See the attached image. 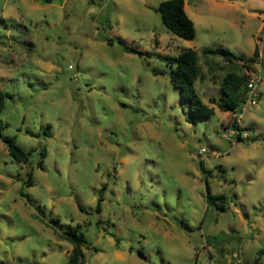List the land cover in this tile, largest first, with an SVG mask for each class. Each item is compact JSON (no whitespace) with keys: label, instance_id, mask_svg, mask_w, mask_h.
Segmentation results:
<instances>
[{"label":"rangeland","instance_id":"374dc122","mask_svg":"<svg viewBox=\"0 0 264 264\" xmlns=\"http://www.w3.org/2000/svg\"><path fill=\"white\" fill-rule=\"evenodd\" d=\"M159 1L0 0L1 131L33 149L17 161L0 138V264L64 263L70 227L87 240L81 264H264V0H184L190 39L162 22ZM125 45L194 48L212 112L189 120L172 65ZM216 45L263 56L242 139L210 97L245 66L205 61ZM205 180L224 197L207 203Z\"/></svg>","mask_w":264,"mask_h":264},{"label":"trees","instance_id":"16d2710c","mask_svg":"<svg viewBox=\"0 0 264 264\" xmlns=\"http://www.w3.org/2000/svg\"><path fill=\"white\" fill-rule=\"evenodd\" d=\"M157 10L159 11L162 22L175 34L183 38H193L195 35V26L191 17L187 14L184 7V0H161L157 5ZM126 49L131 51L139 52L140 54H155L156 56L164 59L167 63L172 65L169 71V79L172 85L179 88L180 95L188 101V119L192 122L197 121L199 118L208 116L212 110V105H209L201 98L199 92L196 90L194 82L201 76L202 70L199 64V55L194 48H186L181 50L176 55H170L166 53H161L157 51H142L136 49L132 46L125 45ZM258 53L257 46L254 47L251 55H240L227 47L222 45H216L214 47L208 46L201 50V54L204 56L205 61L213 60L212 54H220L222 58L229 61L231 65L235 64V61H240L244 66L246 61L253 59ZM248 75L245 71H238L235 68H230L225 72V74L220 79L219 85L222 90V94L217 98L211 96L210 99L216 103V105L223 110H232L236 108L243 100L244 92L246 89V82ZM7 92L0 88V111L3 107L5 97ZM2 119L0 117V138L6 144L9 154L17 161L28 162L32 148L24 149L16 141L15 137L4 134L2 130ZM232 125L234 122L232 121ZM47 128L50 127L49 124L46 125ZM46 132V130H44ZM244 137L237 135V139H242ZM38 164L42 166V159L38 160ZM26 185L32 183V173L28 170L27 178L24 180ZM205 197L207 203H211L215 197L223 198L224 195H216L212 193L208 185L207 180H205ZM102 196L97 198L96 208L100 209ZM78 207L84 210V206L78 202ZM223 209V206H221ZM51 219L56 221L57 216H51ZM59 236L68 239L72 243L71 250L67 255V260L62 264H81L84 259V253L82 245L87 244V240L84 235L78 232L75 228H65L60 233ZM118 242V238H115ZM36 264H48L45 262H39Z\"/></svg>","mask_w":264,"mask_h":264},{"label":"built area","instance_id":"2783aa9c","mask_svg":"<svg viewBox=\"0 0 264 264\" xmlns=\"http://www.w3.org/2000/svg\"><path fill=\"white\" fill-rule=\"evenodd\" d=\"M263 68V56L261 52H258L257 55L253 57V59H250L249 61H246L245 63V72L248 75V79L246 82V89L244 92L243 100L238 105L240 106V111L237 110L238 106L231 110L232 120L234 122V125L232 127V130L237 135L240 134L238 132L239 128V121L241 119L242 110L246 107L248 104H254L256 103L258 97H259V90L257 83L261 80V71ZM245 135V134H244ZM204 147H202V151H204Z\"/></svg>","mask_w":264,"mask_h":264},{"label":"crops","instance_id":"0c3cea01","mask_svg":"<svg viewBox=\"0 0 264 264\" xmlns=\"http://www.w3.org/2000/svg\"><path fill=\"white\" fill-rule=\"evenodd\" d=\"M184 7L186 8L185 3H184ZM185 10H186V9H185Z\"/></svg>","mask_w":264,"mask_h":264}]
</instances>
